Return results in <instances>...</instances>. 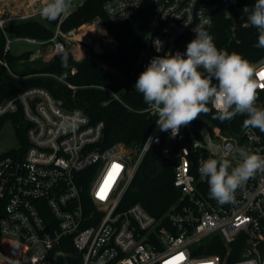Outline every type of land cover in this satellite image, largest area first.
<instances>
[{"label": "built area", "instance_id": "1", "mask_svg": "<svg viewBox=\"0 0 264 264\" xmlns=\"http://www.w3.org/2000/svg\"><path fill=\"white\" fill-rule=\"evenodd\" d=\"M235 2L106 0L103 10L111 24H121L145 6L152 9L139 61L142 72L153 57L184 53L196 36L194 30L212 35L220 12L233 22V35L239 26L248 28L250 24L231 11ZM34 4L18 12L0 10L5 54L16 40L35 45L38 51L43 47L36 39H11L5 32L9 23L46 19ZM79 6L58 18L50 53H66L83 27L101 26L105 32L96 34L106 40L108 31L101 21L62 30L61 24ZM251 64L257 69V91L264 93V78L258 75L264 71V58ZM0 67L10 70L1 56ZM75 74L72 68L60 80L75 89L66 80ZM107 92L123 103L118 93ZM137 112L158 118L147 104ZM18 113L28 125L25 150L12 119ZM153 128L136 147L104 146L103 122L91 123L81 111L57 106L45 89L0 101V133L13 129L18 141L15 148H0V264H50L53 250L67 239L79 253L80 264H166L177 256L182 259L174 264H264V172H257L236 190L234 202L225 204L209 196L207 180L198 172L209 158H227L235 166L240 147L264 156V135L251 126L229 135L219 127L198 128L192 122L176 137L159 131L157 123ZM155 150L164 159L173 156V186L180 197L161 216L125 201L142 163ZM114 163L121 168L105 185ZM214 249L217 253L212 254Z\"/></svg>", "mask_w": 264, "mask_h": 264}, {"label": "trees", "instance_id": "2", "mask_svg": "<svg viewBox=\"0 0 264 264\" xmlns=\"http://www.w3.org/2000/svg\"><path fill=\"white\" fill-rule=\"evenodd\" d=\"M105 1L83 0L79 8L77 7L61 24L62 30L68 31L101 21L116 43L99 54L98 59L87 56L81 61H76L71 52L67 51L55 55L50 62L43 64L35 60L30 61L34 51H26L19 55L9 51L5 54L6 36L0 30V56L5 58L10 66V70L0 67V101L13 98L26 90L45 89L49 91L57 106L71 111H81L89 117L91 123L103 122L104 146L123 143L127 148H133L147 139L157 120V117L137 112L145 109L146 104L142 94L134 89L141 73L139 61L145 47L147 23L152 9L145 6L129 21L111 24L103 10ZM254 2L255 0H236L231 11L238 18L243 17V20L247 21L242 9L245 6L251 9ZM58 24V19L49 21L36 18L9 23L5 32L11 39H36L43 42V49L48 50L49 41ZM232 25L233 22L226 19L223 12L218 14L211 30L216 47L229 53L236 52L250 63L264 58V49L254 47L258 42V30L251 25L248 28L239 26L233 35ZM73 66L76 68V74L68 75L66 80L75 89L60 80L63 75L69 74ZM107 90L118 93L123 103L114 99ZM257 95V106L264 107V93L257 91ZM214 115V109L208 114L202 113L192 121V124L198 128L204 124L210 128L216 126L229 135L241 132L246 126L244 123L246 115H237L232 120L224 122L214 119ZM9 118L6 116L4 119ZM12 119L17 124L16 135L19 136L25 150L28 125L23 121L21 113ZM254 129L264 135V131ZM174 161L173 156L170 159L162 158L159 150L151 152L127 190L126 203L128 205L139 203L152 215L161 216L180 198L179 192L173 186ZM58 253L64 255H57ZM211 253L215 254L217 251L214 249ZM80 260L71 239L63 241L49 257L50 264H80Z\"/></svg>", "mask_w": 264, "mask_h": 264}, {"label": "clouds", "instance_id": "3", "mask_svg": "<svg viewBox=\"0 0 264 264\" xmlns=\"http://www.w3.org/2000/svg\"><path fill=\"white\" fill-rule=\"evenodd\" d=\"M71 8L72 0H43L39 14L56 21L68 15ZM242 11L259 32L254 47L264 49V0H255L251 9L245 6ZM194 31L196 36L184 53L153 57L134 85L158 116L159 131H170L176 137L182 127L212 109L213 118L221 122L246 115V126L264 131V107L257 106V69L242 55L218 49L207 31ZM237 153L235 166L227 158H209L198 168L201 179L207 180L209 196L221 204L234 202L236 190L257 172H264V156L245 147L238 148Z\"/></svg>", "mask_w": 264, "mask_h": 264}, {"label": "rangeland", "instance_id": "4", "mask_svg": "<svg viewBox=\"0 0 264 264\" xmlns=\"http://www.w3.org/2000/svg\"><path fill=\"white\" fill-rule=\"evenodd\" d=\"M83 0H72V6H79ZM32 3V2H31ZM4 10H7L4 8ZM36 19V18H34ZM94 24V23H93ZM99 35L93 33L87 36L86 40L80 41L79 38H76L75 41L69 44L68 50L73 55V58L76 61H81L85 57H93V59H98V55L102 54L105 49H108L110 45L112 46L115 42L114 38L107 32L105 36V41L99 40ZM110 39V40H108ZM86 41V42H85ZM26 42L14 41L11 45V53L14 55H19L26 51H34V54L31 56L30 61H39L43 64L50 62L54 58V54L50 53L47 49L40 48ZM105 66V63H103ZM73 68H75L73 66ZM76 69V68H75ZM13 129H10L9 132L3 131L0 133V148L2 150H9L17 146V140L13 135Z\"/></svg>", "mask_w": 264, "mask_h": 264}, {"label": "crops", "instance_id": "5", "mask_svg": "<svg viewBox=\"0 0 264 264\" xmlns=\"http://www.w3.org/2000/svg\"><path fill=\"white\" fill-rule=\"evenodd\" d=\"M31 2L35 3L33 7L36 8H41L43 5V0H0V10L6 8L12 12L23 11Z\"/></svg>", "mask_w": 264, "mask_h": 264}, {"label": "snow or ice", "instance_id": "6", "mask_svg": "<svg viewBox=\"0 0 264 264\" xmlns=\"http://www.w3.org/2000/svg\"><path fill=\"white\" fill-rule=\"evenodd\" d=\"M258 75L261 78H264V71L258 73ZM121 168V165L114 163L111 167V170L108 173V178L105 180V185L109 183V181L112 179L113 175ZM104 191V186L101 187V192ZM103 198V197H101ZM182 259V256L173 257L172 260L166 262V264H174V262L179 261Z\"/></svg>", "mask_w": 264, "mask_h": 264}, {"label": "bare ground", "instance_id": "7", "mask_svg": "<svg viewBox=\"0 0 264 264\" xmlns=\"http://www.w3.org/2000/svg\"><path fill=\"white\" fill-rule=\"evenodd\" d=\"M104 33V29L101 26L98 25H92V26H88V27H83L81 29V33L77 36V38L82 39V40H86L87 39V35H91L93 33Z\"/></svg>", "mask_w": 264, "mask_h": 264}]
</instances>
